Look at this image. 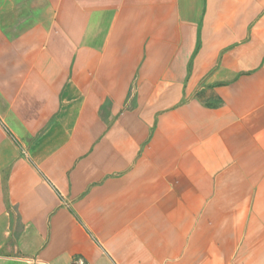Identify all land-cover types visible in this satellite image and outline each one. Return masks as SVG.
Instances as JSON below:
<instances>
[{
    "label": "crops",
    "instance_id": "crops-1",
    "mask_svg": "<svg viewBox=\"0 0 264 264\" xmlns=\"http://www.w3.org/2000/svg\"><path fill=\"white\" fill-rule=\"evenodd\" d=\"M0 264H264V0H0Z\"/></svg>",
    "mask_w": 264,
    "mask_h": 264
}]
</instances>
